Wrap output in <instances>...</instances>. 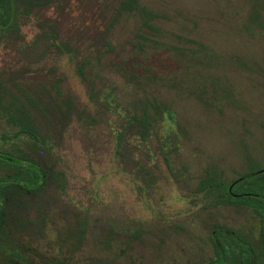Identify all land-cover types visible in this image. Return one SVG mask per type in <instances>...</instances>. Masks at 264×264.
<instances>
[{"label":"rangeland","instance_id":"rangeland-1","mask_svg":"<svg viewBox=\"0 0 264 264\" xmlns=\"http://www.w3.org/2000/svg\"><path fill=\"white\" fill-rule=\"evenodd\" d=\"M123 1L21 13L20 37L0 41L7 103L20 99L42 140L16 138L0 107V152L48 173L33 193L12 189L0 264H209L216 225L263 249L264 198L229 201L199 185L250 175L236 190L264 197V0H138L157 29ZM51 22L74 56L33 43ZM57 98L72 100L70 112ZM148 101L160 105L153 136L128 131L118 152V133ZM24 176L0 164L5 183Z\"/></svg>","mask_w":264,"mask_h":264},{"label":"trees","instance_id":"trees-1","mask_svg":"<svg viewBox=\"0 0 264 264\" xmlns=\"http://www.w3.org/2000/svg\"><path fill=\"white\" fill-rule=\"evenodd\" d=\"M64 4V0H0V41L10 33L15 32L18 37H20V27L18 16L22 13L26 16H30L32 12L36 9L44 8L47 6H61ZM121 10L123 12L129 13H141L143 15L144 24L151 28L157 29L152 25V21L157 18V15L151 13L143 6H141L138 0H125L122 2ZM51 22L48 24L41 23L39 34L34 40V44L37 42L47 41L46 48L50 49L55 47L57 51L68 52L72 56L73 50L69 46H65L59 41V34L54 25ZM64 48V49H63ZM83 74V70L80 69ZM6 88L2 84L0 85V107L5 108L7 111V116L11 123L18 127V131L14 135L16 138H28L35 146H38L41 140V133L35 124V120L31 113L26 109V107L21 106V101L19 98H14L7 103V93ZM59 97V96H58ZM60 98V97H59ZM58 99V98H57ZM6 100V102H5ZM59 100V99H58ZM56 100V105L61 114L65 115L70 112L73 102L70 98L67 100ZM148 105L143 110L140 116H133L128 120L126 127L120 131L117 135L118 144L117 151L123 147L125 142V136L128 131L133 132L138 130L144 142H147L149 138L153 136L155 131V118L151 110L158 112L160 105L157 101H148ZM170 118H172L171 113H169ZM44 141V139H43ZM0 164L17 169L19 172L23 173L25 176L22 181L25 183H20L16 181L15 183L9 182L5 183V179L0 180V232H2L7 224V214L4 207L5 204L10 202V196L13 195V188L22 189L26 193H33L38 189L42 188L48 179V173L45 169L38 164L36 161L28 157H18L9 153L0 152ZM11 181V180H9ZM243 182H240L241 184ZM230 186L225 185L218 176H209L200 182L199 190L205 194L213 195L219 198H224L229 201H233L234 198L231 196L229 191ZM236 192L241 193L235 189ZM245 192V191H244ZM248 198L260 200L264 197L256 196L251 190H248ZM257 201V202H258ZM262 201V200H261ZM256 202V203H257ZM264 203V201H263ZM256 207L255 205L253 206ZM14 259L20 262L16 255L13 256Z\"/></svg>","mask_w":264,"mask_h":264},{"label":"flooded vegetation","instance_id":"flooded-vegetation-1","mask_svg":"<svg viewBox=\"0 0 264 264\" xmlns=\"http://www.w3.org/2000/svg\"><path fill=\"white\" fill-rule=\"evenodd\" d=\"M248 176L250 175L242 176L231 183L230 187L238 182L230 192L234 199H241L248 195L244 192L238 193L235 191L239 183L245 181ZM211 242L214 247L215 258L209 264H264V245L260 252L257 251L253 243L249 241L247 233H243L242 230H232L222 225H216L211 231ZM13 261L11 264L19 263Z\"/></svg>","mask_w":264,"mask_h":264},{"label":"water","instance_id":"water-1","mask_svg":"<svg viewBox=\"0 0 264 264\" xmlns=\"http://www.w3.org/2000/svg\"><path fill=\"white\" fill-rule=\"evenodd\" d=\"M262 173H264V170H263L261 173H259V174H262ZM237 183H238V182L234 183L233 186L236 185ZM233 186L230 187V189H229L230 192H232Z\"/></svg>","mask_w":264,"mask_h":264}]
</instances>
